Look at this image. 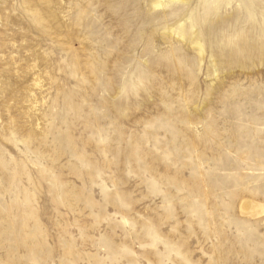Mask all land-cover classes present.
<instances>
[{
  "label": "rangeland",
  "instance_id": "rangeland-1",
  "mask_svg": "<svg viewBox=\"0 0 264 264\" xmlns=\"http://www.w3.org/2000/svg\"><path fill=\"white\" fill-rule=\"evenodd\" d=\"M244 199L264 0H0V264H264Z\"/></svg>",
  "mask_w": 264,
  "mask_h": 264
},
{
  "label": "bare ground",
  "instance_id": "bare-ground-1",
  "mask_svg": "<svg viewBox=\"0 0 264 264\" xmlns=\"http://www.w3.org/2000/svg\"><path fill=\"white\" fill-rule=\"evenodd\" d=\"M71 34V33H70ZM198 45V44H197ZM198 48V47H197ZM199 49H200V51H202L201 49H202V47L200 48L199 47ZM244 200H246V199H244ZM244 201H242V203H243ZM240 204V205H242V206H244V207H246L247 206V208H249V210L248 209H245L244 207H242V210H243V212H248V213H252V214H257L258 215V213H264V204L263 203H259V202H255V201H252L251 199H249L248 201L246 200L245 201V205L244 204ZM240 211V210H239ZM244 213V214H245ZM243 213H242V215H244ZM245 216V215H244Z\"/></svg>",
  "mask_w": 264,
  "mask_h": 264
}]
</instances>
